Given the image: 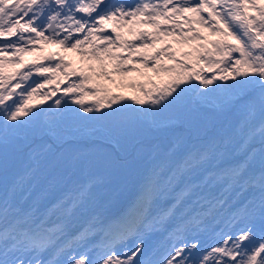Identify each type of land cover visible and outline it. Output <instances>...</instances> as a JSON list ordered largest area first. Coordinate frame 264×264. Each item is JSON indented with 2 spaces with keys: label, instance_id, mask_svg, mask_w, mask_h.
<instances>
[{
  "label": "snow or ice",
  "instance_id": "1",
  "mask_svg": "<svg viewBox=\"0 0 264 264\" xmlns=\"http://www.w3.org/2000/svg\"><path fill=\"white\" fill-rule=\"evenodd\" d=\"M0 264H264V0H0Z\"/></svg>",
  "mask_w": 264,
  "mask_h": 264
},
{
  "label": "rangeland",
  "instance_id": "2",
  "mask_svg": "<svg viewBox=\"0 0 264 264\" xmlns=\"http://www.w3.org/2000/svg\"><path fill=\"white\" fill-rule=\"evenodd\" d=\"M106 27H109V29H110L111 24H108ZM147 30H148V31H152V29H150V28H148ZM122 31L125 32V38H126V39H129V40L134 39V37H132L131 35L127 34L126 30H122ZM137 43H139V42L137 41ZM166 43H172L171 38H169V37L162 38L161 41L157 42V44H156V48L159 49V48L163 47ZM52 46H54V45H44V52H45V53H51V52H58V51L60 50L59 48H57V49L54 48V49H53ZM54 47H55V46H54ZM181 47H182V46L173 43V44H172V49H171V50L181 49ZM183 50L186 51V50H188V49H187V48H183ZM146 51H153V50H152V49H148V50H146ZM122 54H123V55H127V52L125 51V52L122 53ZM60 55L65 56L67 59H71V60L73 61L75 67H76V61H75V59H78V61L81 59V58L79 57V55H77L76 53H70V52H66V51H65V52H64V51L61 52ZM32 58H33L32 56H28V57H26V59H28V60H31ZM74 58H75V59H74ZM91 63H92L94 66H96V67L98 68V65L96 64L95 61H92ZM166 63H169V64H170L171 62H170V61H166ZM83 69H84L86 72H87V70H88L87 66L84 67ZM132 75H133L134 77H136L137 80H142V79H143L142 77H138V76H136L135 73H133ZM116 79H119V77H116ZM101 82L106 83V81H103L102 79H101ZM64 86H65V85H64ZM64 86H63V87H64ZM125 94H126V95H131L132 92H131V90H126V91H125ZM58 95H60V93H58ZM47 103H51V100L46 101L45 104L40 105V107H44V106H46ZM101 192L104 194L105 199H109V198H111L112 201H113V204L118 205L119 202H120L122 199H124V198H126L127 196L130 195V185H129L128 188H124V189H122V190H121V189H117V188H115V187H113V186H109L107 189H102Z\"/></svg>",
  "mask_w": 264,
  "mask_h": 264
},
{
  "label": "trees",
  "instance_id": "3",
  "mask_svg": "<svg viewBox=\"0 0 264 264\" xmlns=\"http://www.w3.org/2000/svg\"><path fill=\"white\" fill-rule=\"evenodd\" d=\"M54 48L57 49V48H59V47L55 46ZM59 49H60V50H59L58 52H63V51L65 52L64 49H62V48H59ZM79 57H80V56H79ZM79 65H80V68H84V67L87 66L85 63L82 62L81 59H80V64H79Z\"/></svg>",
  "mask_w": 264,
  "mask_h": 264
}]
</instances>
